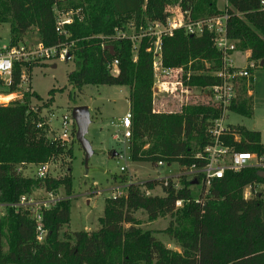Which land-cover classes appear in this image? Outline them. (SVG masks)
<instances>
[{
  "label": "trees",
  "instance_id": "obj_1",
  "mask_svg": "<svg viewBox=\"0 0 264 264\" xmlns=\"http://www.w3.org/2000/svg\"><path fill=\"white\" fill-rule=\"evenodd\" d=\"M177 0H0V23L9 24L11 43L24 41L25 33L35 29L45 45L70 44L74 69L67 74L68 84L80 89L84 85H119L129 89L131 136L128 139L132 161L177 163L181 171L198 163L195 154L211 142L210 127L221 108L210 103H186L175 111L153 109L152 46L148 36L138 39L135 49L128 38L107 39L115 29L130 22L133 32L147 27V20L164 21L167 8ZM190 10L192 19L226 13V31L236 51L248 52L247 59L264 69V0H180ZM76 10L80 14L65 27L67 37L56 30L55 10ZM30 41V40H26ZM112 47L110 49L109 47ZM160 54L165 67L181 68L184 86L209 95L210 87L220 80L213 74L220 68L221 54L214 47L213 34H187L173 30L162 37ZM117 60L116 72L108 63ZM46 60L26 63L32 68ZM262 62V65H261ZM19 66L7 93L16 89ZM252 72V71H251ZM31 73V72H30ZM253 73V72H252ZM253 76L239 78L236 94L226 108L245 117L252 116L251 89ZM57 89L50 90L53 95ZM40 99L34 91L24 93L23 102L11 100L0 105V202L14 203L33 189L55 191L62 187L66 196L72 193L70 158L72 147L52 134L43 119V105L30 104ZM8 96H0L5 102ZM40 124V126H38ZM74 132L72 136L74 137ZM53 135V134H52ZM220 141L234 151H246L264 157L260 132L241 125L226 124ZM75 140V139H74ZM58 161L65 168L63 175L48 174L44 178L21 176L19 164L38 165ZM259 171L247 167L238 173L226 171L212 179L203 195L191 187H199L194 178L179 174L141 183L128 181L124 194L110 195L104 200L102 216L94 230H64L69 223L68 197L42 211L46 229L44 241L37 242L34 223L24 212L6 208L0 216V264H88L101 259L102 264H264V198L258 193L242 197L247 185L262 184ZM198 180V178H197ZM156 186L161 194H146ZM201 199L195 202V198ZM182 201L176 207L175 202ZM143 211L154 220L166 215L171 220L162 230L180 251L171 250L143 229L135 215ZM75 262V263H74Z\"/></svg>",
  "mask_w": 264,
  "mask_h": 264
},
{
  "label": "rangeland",
  "instance_id": "obj_2",
  "mask_svg": "<svg viewBox=\"0 0 264 264\" xmlns=\"http://www.w3.org/2000/svg\"><path fill=\"white\" fill-rule=\"evenodd\" d=\"M180 0L170 5L167 10L171 14L178 15L177 10H181ZM225 0H218V7L223 8ZM131 23L124 24L123 31L132 34ZM9 24L0 23V44H5L9 40ZM37 37L35 29L28 30L24 39L34 40ZM246 52L234 51L233 61L235 65L244 66L246 64ZM52 65H55L52 67ZM74 69L73 60H52L46 61L44 65L31 69L30 86L40 99L30 98V104L43 105L50 98L52 103L41 108V114L52 134L46 133V137H53L59 131V118L62 114L71 112V108L76 105H86L89 109L90 123L85 135L90 142L92 154L87 163H84V153L78 143L71 136L62 141L72 147L70 158L71 187L72 193L66 196L64 189L60 186L54 192L57 195L68 197L70 200L69 223L64 230L91 231L98 227L97 219L102 216L104 210V200L109 197L115 187L122 185V191L128 181L141 183L147 179H159L165 176L177 178L181 173V168L177 163L154 166L147 162L132 161L129 157L128 142L116 141L112 137L115 125L119 119L129 111L127 86L119 85H84L80 89L68 84L67 74ZM253 82L248 93L251 95L252 116L245 117L235 112H227L223 124L241 125L247 129L260 132V141L264 143V69L257 67L252 73ZM57 91L50 95V90ZM11 95L7 92L0 93V96ZM11 97V96H8ZM153 109L156 112L175 111L180 105L186 103L207 102V97L198 90L191 89L186 92L183 88H178L177 94L172 96L168 92H159L152 96ZM11 100L1 101L0 104L7 105ZM75 135V134H74ZM49 174L63 175L65 168L59 166L58 161L47 162ZM124 171H120V167ZM36 165L19 164L18 173L21 176H30ZM146 194H152L150 190L141 188ZM195 195L199 187H191ZM156 193H162L159 188ZM42 189H33L29 196L31 198H41L45 196ZM137 218L143 229L153 230L159 238L171 250L180 251L179 247L167 239L162 230L172 219L170 215L154 220L147 218L143 211H137ZM75 263V262H74ZM88 264H102L101 259H94Z\"/></svg>",
  "mask_w": 264,
  "mask_h": 264
},
{
  "label": "built area",
  "instance_id": "obj_3",
  "mask_svg": "<svg viewBox=\"0 0 264 264\" xmlns=\"http://www.w3.org/2000/svg\"><path fill=\"white\" fill-rule=\"evenodd\" d=\"M177 13L178 15L168 12L164 21L146 19L147 27L143 30L140 29L138 34L134 32L132 34H126L122 29H115L114 33L106 36V38L117 40L128 37L132 41L134 49L140 37L148 36L153 39L152 46L147 48V51L152 55V96L159 92H168V94L174 96L177 94L178 88H183L186 92L190 91L191 88L184 86L181 79V68L165 67L163 65L160 54L162 37L176 29H183L187 34L195 36H200L204 32L213 34L214 47L221 54L220 68L213 74L220 82L209 88L210 93L206 97L208 102L220 107L222 111L219 117L212 121V126L210 127L211 142L194 155L199 164L193 163L181 171V174L194 178L195 183L199 185L198 192L205 195L208 192V187L212 179L221 178L226 171L238 173L247 167L264 171L263 156H257L254 153L246 151H234L225 146L219 139L221 132L226 126V124H223V120L227 114L226 108L235 97L238 79H249L253 70L259 67V64L258 62L248 60L246 56V64L244 66L235 65L233 52L236 50L234 42L227 35L226 13L207 18L192 19L190 10L184 9L182 6L181 10H177ZM55 14L57 32L67 37L68 33L65 27L74 21L76 15L78 16L80 14V9L74 11H59L56 9ZM70 44L62 42L48 46L43 44L37 37L31 41L24 40L17 43H11L9 39L7 43L0 44V93L6 92L5 89L10 86L13 78V70L17 64L20 69L18 83L16 89L9 93L16 94L19 101L23 102L24 93L31 91V76L26 68V63L41 60L52 61L55 59L63 61L71 60L73 56L70 54ZM116 64L117 60L114 59L107 65L112 73L116 72ZM249 92L250 90H248ZM58 120L59 131L58 134H54L53 138L64 141L72 136L75 129V122L70 112L62 114ZM130 136L131 113L128 111L119 119L118 124L115 125V131L112 133V137L118 142H128ZM163 164L162 162H158L157 166ZM124 170L125 168L121 166L120 171ZM48 172V163H42L36 165L30 176L44 178ZM126 185L124 188H126ZM43 191L46 194L41 198H31L29 194H22L14 203L0 202V216L4 214L6 208H11L14 211L26 213L32 219L34 223V235L37 242L44 241L47 233L42 223V211L64 199V196L57 195L54 191ZM124 191L125 189L122 191V185H120L114 188L111 195H122ZM257 193L264 198V186L262 184L247 185L243 188L242 197L244 199L251 198ZM200 200L198 197L195 198V202ZM175 206H182V201L177 200Z\"/></svg>",
  "mask_w": 264,
  "mask_h": 264
},
{
  "label": "water",
  "instance_id": "obj_4",
  "mask_svg": "<svg viewBox=\"0 0 264 264\" xmlns=\"http://www.w3.org/2000/svg\"><path fill=\"white\" fill-rule=\"evenodd\" d=\"M112 49V47H109ZM262 65V62H261ZM55 65H52L54 67ZM75 122V141L84 153V163L86 164L92 152L90 142L86 139L87 128L90 123L89 109L86 105H76L71 108L70 112ZM258 176L264 178V171H259Z\"/></svg>",
  "mask_w": 264,
  "mask_h": 264
},
{
  "label": "crops",
  "instance_id": "obj_5",
  "mask_svg": "<svg viewBox=\"0 0 264 264\" xmlns=\"http://www.w3.org/2000/svg\"><path fill=\"white\" fill-rule=\"evenodd\" d=\"M248 54V52H246V55ZM6 96H11V97H8V98H5V101H7V100H9L10 98H12L13 97V95L11 94V95H6ZM165 164V163H164ZM165 177H168V176H165ZM143 181H145V180H143ZM142 181V182H143ZM157 188H159L160 189V187L159 186H156L154 189H152V190H150L151 192H152V194H160V193H156L155 192V190L157 189ZM161 190V189H160Z\"/></svg>",
  "mask_w": 264,
  "mask_h": 264
},
{
  "label": "bare ground",
  "instance_id": "obj_6",
  "mask_svg": "<svg viewBox=\"0 0 264 264\" xmlns=\"http://www.w3.org/2000/svg\"><path fill=\"white\" fill-rule=\"evenodd\" d=\"M13 95V98H17L18 96H16V94H12ZM2 96V95H1Z\"/></svg>",
  "mask_w": 264,
  "mask_h": 264
}]
</instances>
